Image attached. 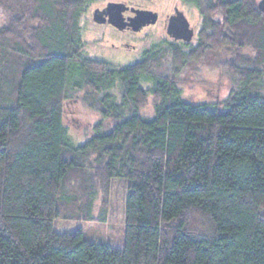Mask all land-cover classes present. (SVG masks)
<instances>
[{
  "label": "trees",
  "instance_id": "1",
  "mask_svg": "<svg viewBox=\"0 0 264 264\" xmlns=\"http://www.w3.org/2000/svg\"><path fill=\"white\" fill-rule=\"evenodd\" d=\"M178 1L200 18L195 43L117 66L85 52L96 0H0V264H264V15L256 0ZM208 51L229 56L233 88L189 102L177 77ZM76 94L100 118L82 145L64 124ZM115 181L121 247L54 230L104 221Z\"/></svg>",
  "mask_w": 264,
  "mask_h": 264
},
{
  "label": "rangeland",
  "instance_id": "2",
  "mask_svg": "<svg viewBox=\"0 0 264 264\" xmlns=\"http://www.w3.org/2000/svg\"><path fill=\"white\" fill-rule=\"evenodd\" d=\"M259 0H256L258 2ZM118 2L129 5H139L142 8L155 10L159 13V21L155 25L146 26L136 35L119 33L108 25H98L92 20L95 8L103 7L106 3ZM174 5L180 9L188 19L190 26L197 34L201 29L200 18L196 11L180 3L178 0H96L93 6L82 18L81 27L85 52L88 58L94 61L124 66L137 60L146 49L164 41H172L164 28V17L172 11ZM6 19V12L0 6V26ZM114 45V48L111 46ZM127 44L128 47H125ZM249 52H243L246 55ZM229 56L223 52L208 51L205 57L194 64H190L177 77V85L183 97L193 103L212 104L223 100L233 88V80L223 70V64ZM144 88L149 84L142 83ZM264 93V92H263ZM66 101L64 106V124L68 136L74 145H82L92 134V127L100 121L99 116L91 111L80 99V94ZM151 106L142 110L145 118L152 116ZM107 128L105 127V130ZM125 195L123 182H114L107 194V204L101 207L96 201L94 216L103 217L104 221L74 222L57 220L54 230L57 233L72 232L81 229L85 239L90 241H110L117 247L123 245V197Z\"/></svg>",
  "mask_w": 264,
  "mask_h": 264
},
{
  "label": "water",
  "instance_id": "3",
  "mask_svg": "<svg viewBox=\"0 0 264 264\" xmlns=\"http://www.w3.org/2000/svg\"><path fill=\"white\" fill-rule=\"evenodd\" d=\"M257 9L264 15V0L256 2ZM128 7L123 3L110 2L103 9H95L92 13V20L96 24L108 23L118 30L130 28L134 32L140 31L143 27L153 25L157 21V14L152 11L132 9L133 17L125 19L123 13ZM166 34L173 41L190 43L194 31L184 14L175 9L174 14L168 18Z\"/></svg>",
  "mask_w": 264,
  "mask_h": 264
},
{
  "label": "flooded vegetation",
  "instance_id": "4",
  "mask_svg": "<svg viewBox=\"0 0 264 264\" xmlns=\"http://www.w3.org/2000/svg\"><path fill=\"white\" fill-rule=\"evenodd\" d=\"M110 3V2H109ZM114 3H118V2H114ZM107 4V3H106ZM105 4V5H106ZM123 4H125L127 7H128V10L127 11H125L124 13H123V17L125 18V19H127V18H130V17H133L134 16V13L132 12V9H139V10H147V11H152V12H154V13H156L157 14V21H156V23L159 21V13L157 12V11H155V10H151V9H147V8H142V7H140L139 5H129V4H126V3H123ZM105 5L103 6V7H100V8H95V9H103L104 7H105ZM94 9V10H95ZM175 9H178L179 11H181L182 12V10L180 9V6L179 5H174L173 7H172V11L170 12V13H168V14H165V17H164V28H165V32H166V25H167V21H168V18L171 16V15H173L174 14V11H175ZM183 13V12H182ZM184 14V13H183ZM185 16V15H184ZM186 17V16H185ZM188 20V19H187ZM189 22V21H188ZM155 23V24H156ZM96 24V23H95ZM155 24H153V25H155ZM190 24V23H189ZM98 25H100V24H98ZM101 25H108V26H110L111 28H113L116 32H119V33H130V34H133V35H136V34H138L139 32H141V30L143 29V28H145V27H143L140 31H138V32H134V31H132L130 28H126V29H124V30H118V29H116L115 27H113L112 25H110V24H108V23H105V24H101ZM149 26V25H148ZM191 27V26H190ZM192 28V27H191ZM193 29V28H192ZM193 31H194V29H193ZM195 38H196V34L194 33V36H193V39H192V41L190 42V43H186V44H194L195 43ZM171 39V38H170ZM173 41V40H172ZM175 42H182V43H185V42H183V41H175ZM111 46L113 47V49L114 48H119L120 49V46L119 47H115L114 45H112L111 44ZM124 46L125 47H128V45L127 44H124Z\"/></svg>",
  "mask_w": 264,
  "mask_h": 264
}]
</instances>
